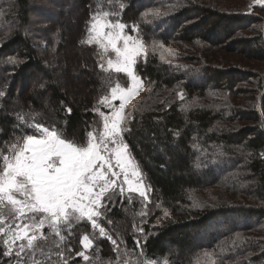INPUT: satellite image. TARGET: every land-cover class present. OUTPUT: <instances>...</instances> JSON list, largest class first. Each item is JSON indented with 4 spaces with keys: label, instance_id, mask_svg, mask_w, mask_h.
I'll list each match as a JSON object with an SVG mask.
<instances>
[{
    "label": "trees",
    "instance_id": "obj_1",
    "mask_svg": "<svg viewBox=\"0 0 264 264\" xmlns=\"http://www.w3.org/2000/svg\"><path fill=\"white\" fill-rule=\"evenodd\" d=\"M105 13L145 45L123 137L148 199L115 188L97 220L106 237L73 220L71 236L60 225L61 241L46 225L20 258L3 256L0 234V264H264V5L256 0H0V166L24 134L38 135L36 124L87 145L96 110L108 112L100 101L128 83L88 42L93 17ZM228 42L261 68L218 64L233 62L217 54ZM8 217L0 211V227Z\"/></svg>",
    "mask_w": 264,
    "mask_h": 264
},
{
    "label": "snow or ice",
    "instance_id": "obj_2",
    "mask_svg": "<svg viewBox=\"0 0 264 264\" xmlns=\"http://www.w3.org/2000/svg\"><path fill=\"white\" fill-rule=\"evenodd\" d=\"M256 2L264 3V0ZM120 7L123 9V5ZM125 28L126 25L119 21L101 23L93 17L88 29L91 34L89 43L95 41L105 51L110 46L115 52L117 59L115 62L108 60L109 68L127 74L132 81L130 88H113L111 99L105 97L101 101L106 108L111 109L110 115L101 113L104 120L101 138L97 140L88 133L91 139L87 145L77 146L61 138L55 129L36 124L38 135L24 134L22 143L13 145L12 154L3 155L0 166V206L10 205L16 221H29L17 223L14 230L0 227V234L10 237L3 241V256L12 257L14 253L15 257L20 258L25 252L24 241H27V248L32 249L46 225L64 241L60 225H67L68 235L71 236L73 220L90 222L93 229H98L100 237H106L105 228L97 220L102 214L105 200H111L114 195L113 190L118 184L114 178L121 174L124 177L122 183L128 186L130 193L138 192L145 200L148 199L140 184V172L132 163L128 145L124 142L125 129L122 127L126 101L142 89L141 79L135 74L134 66L145 45L128 35ZM131 30L138 31L136 27ZM118 41L123 42V47L118 46ZM9 63L16 65L21 62L10 58ZM4 96L5 92L0 91V97ZM115 100L120 101L118 107L112 103ZM68 111L70 114L71 110ZM261 155L264 156V153ZM123 191L121 187V196ZM17 242H20L19 245ZM80 244L88 249L92 247L93 241L86 234ZM77 255L88 260L84 252H78ZM65 264H68L67 259Z\"/></svg>",
    "mask_w": 264,
    "mask_h": 264
},
{
    "label": "rangeland",
    "instance_id": "obj_3",
    "mask_svg": "<svg viewBox=\"0 0 264 264\" xmlns=\"http://www.w3.org/2000/svg\"><path fill=\"white\" fill-rule=\"evenodd\" d=\"M259 5H264V3H258ZM96 19H99L100 21H101V23H104V22H111L105 15H99V16H97L96 17ZM93 22V21H92ZM92 22H91V24H92ZM115 22H117V21H113V22H111V23H115ZM120 22V21H119ZM91 24H90V27H91ZM107 31V30H106ZM128 34V33H127ZM128 35H131V34H128ZM132 36V35H131ZM134 38H137V37H135V36H133ZM138 39V38H137ZM95 42V41H94ZM96 43V42H95ZM118 43V46H120V47H123V42L122 41H118L117 42ZM98 44V43H97ZM225 44V43H224ZM99 46H101L100 44H98ZM224 48L222 49V48H219V51H217V54L220 56V57H222V59H226V58H230L231 57V59H233V62H231V60L230 61H228L227 63H224V61H221V60H219L218 61V64H220V65H223V67H225V68H236V69H238V68H240V69H242V68H245V69H247V70H249V69H251L252 71L254 70V69H256V68H261L260 66H258V65H260L261 64V62H258V61H248L247 59H246V56L244 55V53L243 52H245V50L243 49V48H240V47H237L236 46V48L238 49V51H232V49H234V48H232V44L231 43H226L224 46H223ZM103 48V47H102ZM104 49V48H103ZM105 50V49H104ZM69 51L71 52V54H72V52L73 51H75L74 49L72 50L71 48H69ZM144 52V51H143ZM143 52L141 53V55L143 54ZM76 53H78V51H76ZM76 53H74V55H72V56H75L76 55ZM67 54V53H66ZM113 60L114 62L116 61V55H115V52L111 49V47L109 46L108 47V49H107V56H106V62H105V70H108L109 69V66H108V60ZM77 60L79 61V62H85V59H83L82 57H79V54H78V58H77ZM63 59L61 58V59H59V63H61V64H63ZM73 62H74V59H73ZM72 62V63H73ZM231 62V63H230ZM73 66H74V64H72ZM111 69H113L114 70V68H111ZM123 74H125V73H123ZM126 76H127V74H125ZM128 77V76H127ZM200 82H202V81H200ZM142 83V82H141ZM132 86V81H131V78L130 77H128V83L126 84V85H121V84H119L118 86H113L111 89H110V95L107 97L108 99H111V95H112V89L113 88H122V89H128V88H130ZM241 89H243V91L245 90L244 88H245V86H243V84H240V86H239ZM73 91H71V90H68L67 91V93L68 94H70V95H72L73 93H72ZM75 94V93H74ZM77 97H78V95H76ZM137 96H138V93H136V94H134L132 97H130L127 101H126V103H125V108H124V116H125V121H124V123H123V125H122V127L125 129V122H126V114H125V111H126V109H127V106H128V104L130 103V102H132L133 100H134V98H137ZM104 100V99H103ZM102 100V101H103ZM112 103L114 104V105H116L117 107L119 106V103H120V101L119 100H115V101H112ZM98 106H99V104H98ZM100 108H102L103 110H107L108 112H103L104 113V115H110L111 114V109L110 108H106L105 106H104V104L103 103H101V101H100ZM98 113H99V120H98V122L95 124V125H93V126H91V134L93 135V136H95L96 137V139L97 140H99L100 138H101V135H102V133H103V131H104V128H103V124H104V120H103V117L101 116V113L102 112H100V110H96ZM89 139H91V137L88 135V141H89ZM88 143V142H87ZM129 153V152H128ZM129 155H130V153H129ZM117 171H119V169L117 168L116 169ZM141 177V176H140ZM129 178L130 179H132V177H131V175H130V173H129ZM114 179H117L118 180V184H117V187L116 188H118V189H121V187H123V189H124V191H128V186L126 185V184H123L122 182H123V179H124V177H123V174H121L118 178H114ZM140 184H141V187L145 190V193L147 192V189L144 187V185H143V183L141 182V178H140ZM4 210V212L8 215V216H10V217H8L9 218V220H8V225H6V230H8L9 228H12L13 230L15 229V226H16V224L17 223H26V222H29V221H23V220H21V221H16L15 219H14V215H13V209H12V207L10 206V205H7V206H0V211L2 212ZM40 235V234H39ZM10 237H7L6 236V238L5 239H9ZM4 239V240H5ZM26 241V240H25ZM27 242V241H26ZM27 244V243H26ZM25 244V245H26Z\"/></svg>",
    "mask_w": 264,
    "mask_h": 264
}]
</instances>
